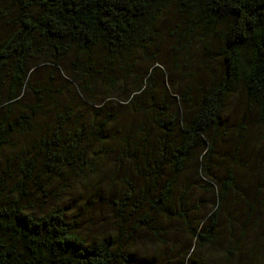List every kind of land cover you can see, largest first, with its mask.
I'll return each instance as SVG.
<instances>
[{
    "label": "trees",
    "instance_id": "trees-1",
    "mask_svg": "<svg viewBox=\"0 0 264 264\" xmlns=\"http://www.w3.org/2000/svg\"><path fill=\"white\" fill-rule=\"evenodd\" d=\"M170 9L179 23L161 32ZM46 65L65 70L69 100L31 85ZM25 92L32 104L16 111ZM117 108L134 121L111 132ZM106 157L127 161V186L104 201L110 230L87 233L79 216L88 226ZM72 182L89 188L87 206L66 205ZM189 189L206 199L188 202ZM230 198L250 218L264 207V0H0V264H142L132 245L140 229L162 234L156 217L181 227L178 264H214L205 252L264 264Z\"/></svg>",
    "mask_w": 264,
    "mask_h": 264
},
{
    "label": "rangeland",
    "instance_id": "rangeland-1",
    "mask_svg": "<svg viewBox=\"0 0 264 264\" xmlns=\"http://www.w3.org/2000/svg\"><path fill=\"white\" fill-rule=\"evenodd\" d=\"M160 23L162 22V25L159 29L162 32L163 30L167 29L168 27H174V25L179 23V17L176 16V14L173 12L172 9L166 11L162 17ZM164 32V31H163ZM167 41V38H166ZM72 57H67L66 63L68 65L66 71H71L74 70V67L71 65L72 62ZM66 73L65 70H63L62 67H59L57 69H54L51 65H46L40 67L37 72H35L33 79H32V86L37 84L38 86H45L46 84L50 86L53 90L59 89V92L56 91L59 96L56 97V95L53 94V96L57 99H59L60 102L67 101L69 100L70 96V91L71 87L69 89L63 90L62 94L60 91V87L64 84L63 79L65 78ZM36 85V86H37ZM92 89L95 90V97L96 100L100 98V94L102 92L99 90L98 87H91ZM67 90V91H66ZM82 97V96H81ZM32 98H34L30 93L24 94V96L21 99V103L16 107V111L18 110L17 108L22 107L25 102L32 104ZM124 104V103H123ZM163 104V103H160ZM81 105L76 106V111H83L86 113V115L89 117L90 116V108H85L80 107ZM239 108L241 107L238 105ZM82 107V106H81ZM41 109V116L43 117L44 120L47 122L51 123L54 117L55 112L57 109L47 106L45 103H43V106L40 108ZM241 109V108H240ZM116 118L112 120L113 124L110 125V130L111 132L114 131L116 124H130L132 121H134L133 117L134 115L132 112H130L129 109L127 108H117L115 110ZM120 115V116H119ZM133 115V116H132ZM138 119V117H135ZM18 139V138H17ZM16 139V140H17ZM20 140V138H19ZM18 140V141H19ZM24 143V142H23ZM101 167L105 166L106 169L108 170V176L106 178H103L96 186L95 190L98 193V197H100V200L97 201L96 199H93L90 202V208L88 207V211L86 213V217L88 219L89 225L85 227L84 222L86 219H83L81 216H79V220L82 222L84 229L86 230L85 232L91 233V232H96L97 234H101L103 232L109 231L112 224L113 220L112 218L108 215V211L106 209V206L104 204V201H110V200H120L121 194L118 193L119 191L121 192L122 189L127 186L125 185V182H123L122 178L125 176L126 173V166H127V161L126 160H113L110 157H106L103 159V163L100 165ZM246 171H249L248 167H246ZM261 173V172H260ZM129 174V173H128ZM114 177L115 183L118 185V190L117 187L114 185L112 186V182L109 180L110 177ZM190 176V173L188 174ZM188 176H185L189 178ZM134 179V178H133ZM256 178H254L251 181H255ZM61 181V180H60ZM67 181V180H66ZM250 180L246 181L245 186L249 184V188L246 187L244 188L245 190L242 191L243 197H249L251 201L253 199L256 200L257 195H255L252 190L254 191L253 184L250 183ZM74 183V188L75 190L72 192L71 196L69 197V200L65 201L66 205L71 208L72 205L76 204L77 202L81 203V206H87L85 204V201L87 199V192H88V187L83 186V184L78 183V182H72ZM124 183V184H123ZM124 185V186H123ZM179 191L176 190L175 193V198L177 199L179 195ZM188 202H194L195 200H198L199 202H202L204 199H206V196L201 190H196V189H189L188 193ZM72 204V205H71ZM173 206H176L174 204ZM224 206H231L229 209H232L233 212V218L235 219L238 223L243 224V222L247 221L248 222V227L253 231L250 235L252 237H256L257 239L262 238L264 240V207L262 208L260 206L256 207V215L253 217H248V213H246L243 210V206L241 202H237V200H234V198H230L226 201ZM200 209V207H199ZM199 212V211H198ZM196 211V213L198 214ZM228 218L225 216H221L220 223H225L226 219ZM231 219V220H232ZM156 225L159 230L162 232L161 235L158 234V237L151 236L147 233H145L143 230H139L138 232L140 235L137 234V239L133 243V259H139V261L142 264H178V261H180L182 258L179 255V253L184 252L186 250L185 247H183V240L184 236L181 231L179 223H175L174 228L168 224L166 227L165 225L162 224V221L160 218L156 217ZM166 228V229H165ZM137 232V233H138ZM158 238H162L165 240V243L159 244L158 243ZM247 242L251 241V238L247 237L245 239ZM150 241L154 242V245L152 246V243ZM242 246L241 249L246 251V248L244 247L246 244H244L242 241ZM183 248V249H182ZM202 258L207 262V263H214V264H220L219 259L216 260V262H213V260L210 258V253H203ZM223 260V259H222ZM253 259L248 256V262H250ZM132 264H135L132 262ZM223 264H235L234 261L231 262H224Z\"/></svg>",
    "mask_w": 264,
    "mask_h": 264
}]
</instances>
